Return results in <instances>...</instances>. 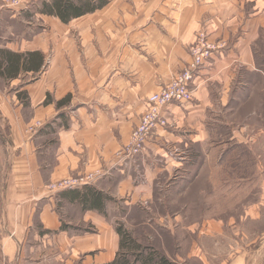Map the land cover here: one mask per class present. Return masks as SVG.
<instances>
[{
    "label": "crops",
    "instance_id": "obj_1",
    "mask_svg": "<svg viewBox=\"0 0 264 264\" xmlns=\"http://www.w3.org/2000/svg\"><path fill=\"white\" fill-rule=\"evenodd\" d=\"M44 1L24 0L11 8L0 0L1 166L5 162L0 168V264H12V256L14 264H21L32 254L24 229L33 225L38 231L32 237L43 239L47 252L56 251L50 257L64 255L63 264H75L81 256L85 264L93 263L89 253L95 251H100L95 264L115 259L119 237L112 224L81 199L92 188L80 195L65 193L82 221L99 226L97 235L77 234L60 229L48 182L101 171L105 179L93 191L103 201L95 209L105 213L112 203L111 208L122 205L139 213L143 200L152 203L155 195H146L159 177L171 175L175 167L182 170L191 161L198 167L207 159L220 167L232 159L244 161L246 154L257 164L263 160L261 149L259 155L252 150L260 140L250 132L257 127L264 140V62L257 52L264 0H107L68 23L43 14ZM203 31L222 48L197 74L193 101L170 105V126L154 132L136 161L121 162L115 155L128 143L148 99L191 62V47ZM197 167L188 173L195 175ZM260 197V205L247 209V221L263 219V190ZM236 222L233 218L225 226L210 220L194 233L222 241L229 230L236 231ZM191 252L190 257L209 264L197 242ZM244 259L237 255L230 263L245 264Z\"/></svg>",
    "mask_w": 264,
    "mask_h": 264
},
{
    "label": "rangeland",
    "instance_id": "obj_2",
    "mask_svg": "<svg viewBox=\"0 0 264 264\" xmlns=\"http://www.w3.org/2000/svg\"><path fill=\"white\" fill-rule=\"evenodd\" d=\"M20 1L21 3L24 2V0ZM49 2H52V0L42 2L41 11L43 10V5ZM41 23L44 24V22ZM257 52L263 57L264 62V30L263 42L259 44ZM252 122L254 125L258 123L254 119ZM41 124L42 122L39 121L34 125L38 128L41 127ZM133 131L128 143L116 153V158L120 159V153L126 151L125 147H128L131 142ZM250 133L254 136L253 139L260 140L256 145H252V150L256 151L255 155H259L257 151L260 149L263 153V160L260 161V164H257L252 159L251 154H246V160L244 161L232 159L230 162L222 163L220 167L217 166V161L211 159L204 160L202 163L198 162V164L200 163L198 167L194 164V161H191L185 165L183 164L182 170L175 167L171 171V175L159 177L154 191L146 195H155L154 199L151 200L152 203L150 204L143 200L141 204L145 208H141L139 213L134 208L126 209L122 205L111 208L110 205H113L112 203L107 204L108 207L105 209V213L102 210L95 209L93 206L90 211L93 213L97 211L108 223L112 224V229L119 237L118 251L121 249V235L118 229L122 228L123 231L131 234L134 242L139 246L136 250H133L134 252L130 253L129 251L130 260L133 264H145L142 259L151 258L154 255L157 257L154 258L157 263L160 258L164 257L171 264H200L201 262L197 258L190 257V255L194 254V252H191L193 242L199 244L202 252L200 255L207 257L209 264H231L230 262L237 255L245 256V264H264V140L263 133L261 134L257 127L253 126ZM257 133L261 136H257ZM247 136H250V134ZM146 148L136 157L124 160L126 156H122L121 162L126 163L128 161L129 164L134 160L136 161L137 157L145 153ZM192 149L195 150V148ZM4 164V160L2 161V166L0 162V168H4ZM7 165H9V162ZM225 166L229 169H226ZM196 167L198 170L195 175L192 176L190 172L188 173V170H194ZM103 174L101 171L89 172L48 182L47 191L56 197V211L60 214L61 225H63L60 228L61 230L76 231L77 234L89 233L97 235L99 226L93 220L91 223L82 221L83 215L79 214L81 213L79 212L80 209L69 206L64 197L67 192H82L86 188H95L94 185L101 180H96V176ZM82 176H89L90 181L81 180ZM104 176L102 180L105 179ZM69 179L77 181L80 186L59 192L53 190L54 186H60L61 183ZM262 190L263 208L261 213H263V219L260 221H247V209L252 205H260ZM143 196L144 194H140V199ZM92 218L95 219V216L92 215ZM233 218L237 221L233 223L234 226H237L236 231H233V229L229 230L230 232L225 234V238L222 241H214L211 237L199 239V236L194 233L202 230L204 223L210 220H222L225 222V226H228V222ZM185 229L187 230L184 231ZM24 230L28 234V238L26 235L25 244L29 246L30 251L31 249L34 251L31 255L29 254V257L24 256L21 264H25L26 260L30 261L28 264H37L43 262L44 259V264H57L56 260H59V264L65 263L66 257H63L64 255L50 257L54 256L56 251L47 252V248L45 249L42 245L43 239L35 235L32 237L30 233L35 234L38 231L35 225L31 228L26 227ZM239 232L242 234L244 232L249 233V236L244 239L243 235L239 234L235 237L232 234ZM34 244H37V246ZM37 251L39 256H35ZM98 252L100 251L89 253L94 260L90 264H95V262L99 261V259L96 261V258H94L95 254L98 257ZM105 252L107 250L103 253ZM121 252L128 254L126 249ZM203 253H206V256ZM133 256H138L137 258H140V260L138 259L135 262ZM16 259L17 257L12 256V264L15 263ZM83 260L84 256H81V258L76 260L75 264H85Z\"/></svg>",
    "mask_w": 264,
    "mask_h": 264
},
{
    "label": "built area",
    "instance_id": "obj_3",
    "mask_svg": "<svg viewBox=\"0 0 264 264\" xmlns=\"http://www.w3.org/2000/svg\"><path fill=\"white\" fill-rule=\"evenodd\" d=\"M11 8L21 7L20 0H6ZM222 46L209 42L208 34L200 32L193 46L191 47V62L175 76L173 81L166 85L159 92L153 94L148 99V106L144 112L140 124L133 131L131 142L126 151L119 155L125 159L140 155L147 146L149 139L159 128H167L170 122L166 117V109L172 104L185 105L193 101V82L199 71L221 50ZM103 175H97L96 180L102 179ZM81 180H89L90 177L82 176ZM77 181L66 180L60 186H54V191L73 189L77 186Z\"/></svg>",
    "mask_w": 264,
    "mask_h": 264
},
{
    "label": "trees",
    "instance_id": "obj_4",
    "mask_svg": "<svg viewBox=\"0 0 264 264\" xmlns=\"http://www.w3.org/2000/svg\"><path fill=\"white\" fill-rule=\"evenodd\" d=\"M107 3V0H100L99 2H95L93 0H52V2L45 3L43 5V10L41 11L43 14L54 16L60 18L63 22L68 23L69 21L82 17L87 13L93 12L96 9L102 8ZM77 193V192H72ZM80 195V192H78ZM83 204H90V206L98 208L101 204V200L103 201L102 194L100 192L93 191V189H89V192L82 195L81 198ZM119 234L121 235V249L118 251L115 259L112 262L106 264H133L130 260V253L136 250L137 244L134 242L131 234L122 230V228L118 229ZM128 250V254H123L122 250ZM135 258V262L140 258L138 256H133ZM155 257L142 259L145 264H171L164 257L160 258V261L157 263L155 261Z\"/></svg>",
    "mask_w": 264,
    "mask_h": 264
}]
</instances>
